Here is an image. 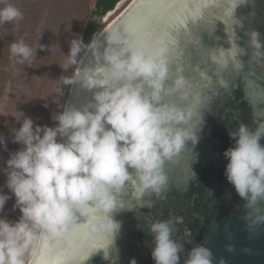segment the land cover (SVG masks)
Segmentation results:
<instances>
[{"label": "clouds", "instance_id": "clouds-1", "mask_svg": "<svg viewBox=\"0 0 264 264\" xmlns=\"http://www.w3.org/2000/svg\"><path fill=\"white\" fill-rule=\"evenodd\" d=\"M247 2L188 0L191 10H199L196 20L211 23V17L221 20L216 17L230 13V48L210 53L221 67L229 58L239 67V57L249 54L235 42L233 30L238 23L234 11ZM23 17L11 0H0V25L18 24ZM247 36L251 59L264 61L260 33L251 30ZM173 38L175 45L163 36L145 42L117 26L94 33L88 44L77 36L70 41L65 65L60 66L65 71L75 68L71 76L56 81L58 93L63 94L62 86L78 84L92 93L91 99L79 107L64 104L52 116V127L36 123L22 111L12 116L20 126L10 129L11 140L20 148L9 152L5 166L0 167L10 193L0 189V213L14 197L12 209L20 215L16 220L0 216V264H40L44 257L55 261L71 247L67 236L79 223L86 225L89 237L105 239L107 250L121 229L113 213L121 208L120 196L126 190L139 202L164 196L169 186L166 165L175 164L187 143L195 146L199 139L200 90L186 72L199 77L202 72L189 69L174 56L173 47L178 48L181 41L174 34ZM38 41L33 48L23 38L14 40L9 44L11 57L31 65L37 49L45 48ZM89 56L95 66H82ZM229 137L234 145L223 153L228 160L224 174L246 202L245 219L249 229H255L264 225V145L260 143L264 121L254 129L241 123ZM0 147L8 151L3 135ZM182 222L179 217L148 222L155 264H181L184 243L174 240L172 233L173 225ZM226 249L233 251L232 245ZM129 264H137L136 259ZM183 264H213L212 251L203 242L196 244ZM218 264H225L223 257Z\"/></svg>", "mask_w": 264, "mask_h": 264}, {"label": "water", "instance_id": "water-1", "mask_svg": "<svg viewBox=\"0 0 264 264\" xmlns=\"http://www.w3.org/2000/svg\"><path fill=\"white\" fill-rule=\"evenodd\" d=\"M131 1L106 28L125 22L137 2ZM120 2L103 18L114 14ZM218 17L221 20L211 17V23L202 19L195 24L188 21L192 40L186 41L181 36L178 47L188 68L195 67L202 72L200 77L198 73L186 72L187 76L194 77L200 90L198 143L193 146L188 142L186 152L176 163L166 165L169 186L163 197L139 202L126 190L120 196L121 208L113 213L114 219L121 223L119 233L111 238L107 250L95 249L87 259L74 264H129L132 258L137 264H155L151 257L154 243L147 225L152 219L170 217L183 221L173 225L172 233L174 240L184 243L181 264L187 251L202 242L211 249L213 264H218L221 257L225 264H264V225L249 229L245 219L246 202L226 179L228 160L223 155L234 145L230 131L237 130L241 123L254 129L264 121V61L257 63L251 59L247 43V33L256 30L264 44V0H248L234 11L233 18L238 22L233 25L235 42L249 53L239 57V67L230 58L223 67L211 58L210 53L214 55L216 49L230 48L227 33H231L233 21ZM82 66L95 65L89 56ZM91 95L78 84L72 85L67 103L79 107ZM260 143L264 145V138ZM226 245H232L233 251H228Z\"/></svg>", "mask_w": 264, "mask_h": 264}, {"label": "rangeland", "instance_id": "rangeland-1", "mask_svg": "<svg viewBox=\"0 0 264 264\" xmlns=\"http://www.w3.org/2000/svg\"><path fill=\"white\" fill-rule=\"evenodd\" d=\"M128 1L121 0L114 14L102 18L95 33ZM11 2L21 9L24 17L18 24L13 22L0 25V135L5 137L8 149L5 151L0 147V167L5 166L9 152L20 148V145L12 143L10 133L11 128L20 126L12 117L18 115L17 110L40 125H55L52 116L62 110L71 86H62L63 94L59 95L56 81L61 76H71L75 68L73 66L65 71L60 66L66 63L65 55L69 52L70 41L77 36H83L95 0ZM40 30L43 31L38 41ZM21 38L33 48L37 46V41L45 46L44 50L37 49L36 59L31 65H21L11 57L9 44ZM5 180L6 177L0 173V189L10 194L4 187ZM13 204L14 197L6 202L5 211L0 216L16 220L20 213L18 209L13 211Z\"/></svg>", "mask_w": 264, "mask_h": 264}, {"label": "snow or ice", "instance_id": "snow-or-ice-1", "mask_svg": "<svg viewBox=\"0 0 264 264\" xmlns=\"http://www.w3.org/2000/svg\"><path fill=\"white\" fill-rule=\"evenodd\" d=\"M199 10H191L188 0H137L134 9L127 15L125 22L118 27L124 28L127 32L136 33L145 42L153 37L163 36L169 38L175 45V37H186V41L192 40V34L188 29V21L193 24L197 22ZM210 16L215 15L210 13ZM216 18H219L218 16ZM230 19V13L225 16ZM173 54L177 59L182 58V53L177 47H173ZM67 238L71 247L63 259H42L40 264H74L77 260H84L95 249L106 247L103 238L89 237L86 232V225L76 224L68 233Z\"/></svg>", "mask_w": 264, "mask_h": 264}, {"label": "trees", "instance_id": "trees-1", "mask_svg": "<svg viewBox=\"0 0 264 264\" xmlns=\"http://www.w3.org/2000/svg\"><path fill=\"white\" fill-rule=\"evenodd\" d=\"M119 1L121 0H95L94 9L91 13L89 20L87 21L82 36L83 42L85 44L90 42L93 34L99 27L102 18L106 15V13L112 11Z\"/></svg>", "mask_w": 264, "mask_h": 264}, {"label": "bare ground", "instance_id": "bare-ground-1", "mask_svg": "<svg viewBox=\"0 0 264 264\" xmlns=\"http://www.w3.org/2000/svg\"><path fill=\"white\" fill-rule=\"evenodd\" d=\"M131 0H129L111 19H109L108 21H107V23H105V26L103 27V28H106L112 21H114L115 20V18H117L128 6H129V4H131ZM109 16L110 15H112V13H110V14H108ZM102 28V29H103ZM101 29V30H102ZM100 30V31H101ZM99 31V32H100ZM83 55V54H82ZM71 87H72V85L70 86V90H71ZM70 90H69V94H70ZM69 94H68V96H67V99H66V102H65V104L67 103V101H68V98H69Z\"/></svg>", "mask_w": 264, "mask_h": 264}]
</instances>
